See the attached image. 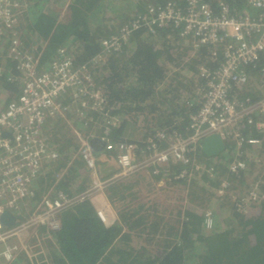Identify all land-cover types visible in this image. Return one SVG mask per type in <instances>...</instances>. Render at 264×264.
<instances>
[{
    "label": "trees",
    "instance_id": "trees-1",
    "mask_svg": "<svg viewBox=\"0 0 264 264\" xmlns=\"http://www.w3.org/2000/svg\"><path fill=\"white\" fill-rule=\"evenodd\" d=\"M176 1L185 4V0ZM221 1L236 9L248 5L247 0H209L216 10ZM60 5L65 7L63 13L56 8ZM145 6L142 0H28L27 11L15 25L20 49L39 58V70L49 68L61 52L72 53L74 67L89 69L93 86L104 93V111H92L88 120L79 118L77 123L81 130L85 127L84 134H89L94 125H102L94 133L100 132L104 139L95 150L98 170L104 178L117 171L120 142L137 146L139 157L140 149L146 146L144 140L155 130L190 134L191 115L199 109L200 100L196 86L184 80L181 70L197 69L201 63L213 69L222 57L218 53L216 59L210 58V48L204 46L198 59L184 63L190 48L184 46L178 29L171 25L157 34L136 31L120 51L109 55L102 65L95 64L102 39L119 30L113 28L111 14L120 11L117 15H125L123 24L144 11ZM10 37V32L0 35V111L6 102L17 98L24 78L19 61L9 56ZM167 63L178 70L169 74ZM258 67L247 66L246 71L255 75ZM250 89L241 96L259 97L252 86ZM62 101L69 104L71 98L65 96ZM112 116L118 121L115 125L108 123L107 131L106 121ZM139 124L144 127L141 138L136 134ZM61 129L51 130L48 135L61 158L33 182L31 205L51 187L74 195L91 184L85 161L78 154V137ZM246 133L262 138L259 148L253 146L254 154L260 153V162L251 158L246 169L232 172L229 164L237 152L235 143L226 142L224 150L215 155L206 154L199 145L195 158L207 166L214 165L215 178L195 170L187 178H175L183 167L179 162L162 166L158 174L152 172V167L138 171L106 188L119 216L114 223H105L90 199L79 200L61 212L60 229H33L29 249L30 245L34 247L29 253L20 251L11 264H264V133L255 129ZM72 153L78 155L71 159ZM64 167L67 169L59 178ZM77 177L81 180L76 181ZM224 178L229 180V187L223 195H217ZM162 179L170 190L182 193L174 211L143 198V193H151L154 182ZM252 189L257 191L255 198H249ZM238 197L250 203L242 208L234 201ZM206 208L214 213L211 227L204 222ZM31 212L32 207L24 206L17 218L26 219ZM38 240L45 245L35 246Z\"/></svg>",
    "mask_w": 264,
    "mask_h": 264
},
{
    "label": "built area",
    "instance_id": "built-area-1",
    "mask_svg": "<svg viewBox=\"0 0 264 264\" xmlns=\"http://www.w3.org/2000/svg\"><path fill=\"white\" fill-rule=\"evenodd\" d=\"M247 3L236 9L221 1L217 10L209 0H185L184 5L176 0H167L164 4L148 3L144 11L102 39V50L95 57V64L102 65L109 55L120 51L136 31L143 29L157 34V31L171 25L178 29L184 46L190 48L184 63L198 59L204 46L210 48V58L216 59L218 53L222 57L213 69L201 63L197 69L181 70L184 80L196 86L195 92L200 100L199 109L191 115L190 134L182 136L155 130L144 140L146 146L140 149L139 157L137 146L120 142L117 171L105 178L98 170L97 156L91 143L92 133L84 134L82 130L75 129L80 142L78 154L84 159L91 176L90 186L74 195L51 187L31 205L32 212L26 219L17 218L13 225H4L0 220V243L5 246L1 253L6 260L13 262L22 250L29 253V242L25 236L32 229L37 226L60 229L64 209L85 198L95 205L98 196L106 195L110 183L129 178L138 171H149L152 167V172L158 174L162 166L179 162L183 167L175 178H187L193 175V170L199 175L206 172L210 178H215V166H207L195 158L201 141L210 134L218 133L225 142L236 144L237 152L229 164L230 171L246 169L251 158L261 161L260 153L255 155L253 146L259 148L262 138L246 132L255 129L264 133V63L258 65L264 61V0H247ZM27 8L28 0H0V35L11 33L8 53L19 61L24 75L20 94L0 111V215L5 209L13 212V206H28L34 195L33 182L61 158V152L45 136L47 121L75 114L88 120L90 112L102 113L106 108L104 93L93 86L89 69L74 67L72 53L61 52L49 68L39 70V58L20 49L15 25ZM251 65L259 66L257 74L246 71ZM166 66L169 74L179 68L168 63ZM252 85V92L259 97L241 96L242 92H249ZM65 96H70L69 104L63 103ZM117 121L118 118L113 116L107 118L105 130H110L108 123L115 125ZM101 126L97 124L95 128ZM162 143H165L164 147ZM243 148L246 150L245 158L241 157ZM78 154L72 153L71 159ZM65 169L67 167L58 174L59 178ZM229 183L224 178L217 188V195H223ZM157 184V188L169 189L165 179ZM256 196V189H252L249 198ZM245 200L238 197L234 201L243 208L250 203V200ZM95 206L100 218L107 222L106 211ZM204 216L205 224L211 227L213 210L206 208ZM13 238H18L19 243L10 244L8 240Z\"/></svg>",
    "mask_w": 264,
    "mask_h": 264
},
{
    "label": "crops",
    "instance_id": "crops-1",
    "mask_svg": "<svg viewBox=\"0 0 264 264\" xmlns=\"http://www.w3.org/2000/svg\"><path fill=\"white\" fill-rule=\"evenodd\" d=\"M151 1H153V0H142V4L144 5H147L149 2H151ZM146 7V6H145ZM167 81H169V80H167ZM252 88H253V85H252ZM253 90V89H252ZM255 91V90H254ZM20 94V93H19ZM2 97V96H1ZM18 97V96H17ZM1 99V98H0ZM6 98H4V100H5ZM8 104V102H6L5 103V105H3L4 107H3V109L5 108V106ZM53 123V122H56V123H59V124H61V126H63L64 125V127L66 126V130L69 132V133H72L73 134V132L76 134V132H75V129H80L81 127H78L77 126V123H80L79 122V120L77 119V118H73V117H69V118H63V117H61V118H57V119H50V120H48L47 121V123ZM46 123V124H47ZM45 124V125H46ZM58 124V125H59ZM63 124V125H62ZM45 126H44V130H45ZM83 129H85V127L84 128H82V132H83ZM51 128H47L46 130H45V136L47 137V139L49 140V138H48V135L51 133ZM81 130V129H80ZM95 130L96 129H94V128H92V130L91 131H89L88 133H92L91 135L93 136V138H99V140L96 142V145L99 147V144H103L104 143V139L99 135V133H97V134H95L94 132H95ZM85 131V130H84ZM143 131H144V127L141 125V124H139V129L136 131L137 133V136L139 137V138H141L142 137V135H143ZM98 132V131H97ZM77 136V135H76ZM50 141V140H49ZM51 142V141H50ZM54 145V144H53ZM89 173V172H88ZM88 176H90V174L88 175ZM148 178H149V176H147ZM79 180H81L79 177H77L76 178V181H79ZM89 180H90V182H91V176L89 177ZM157 187H159L158 186V184H157V182H154V184H153V191L151 192V193H147V192H144L143 193V198H144V200H150L151 202L150 203H152V204H154V203H156V205H160L161 206V203H160V201H161V199H162V196L160 195V191H159V188H157ZM165 190H167V191H169L170 189H165ZM143 192V191H142ZM147 193V194H146ZM97 200H96V202H95V205H97V207H101V208H103L105 211H106V214H107V216H108V221L107 222H105V223H114L116 220H118L119 218V216H118V212H117V210L115 209V207H114V205L110 202V200H109V198L106 196V195H100V196H98L97 198H96ZM174 201V198H172V202ZM30 203V202H29ZM169 203H171V202H168L167 204H168V206H170L169 205ZM22 204V203H21ZM155 205V204H154ZM20 207V208H19ZM18 208H15L14 206L11 208V210L13 211V214H15L16 215V217H18L17 215H19L20 213H21V210H22V208L24 207L23 205H21V206H19ZM29 207H31V204H29ZM162 207V206H161ZM19 219V218H18ZM21 220V219H20ZM35 230V229H34ZM26 239H27V241L29 242V236H28V234H26ZM8 242L10 243V244H13V243H19V239L18 238H13V239H11V240H8ZM2 243H0V246L4 249L5 248V246L2 244ZM28 245H29V243H28ZM29 247V246H28ZM24 251V250H23ZM20 253V252H19ZM18 253V254H19ZM1 263L2 264H11L12 262H10V261H8V260H6V258H4L3 257V259H1Z\"/></svg>",
    "mask_w": 264,
    "mask_h": 264
},
{
    "label": "rangeland",
    "instance_id": "rangeland-1",
    "mask_svg": "<svg viewBox=\"0 0 264 264\" xmlns=\"http://www.w3.org/2000/svg\"><path fill=\"white\" fill-rule=\"evenodd\" d=\"M64 6V5H63ZM62 5H60V6H56V8H60L59 10H61V13H63L64 12V9H65V7H63ZM120 11H118V13H119ZM117 12L116 13H113V14H111V18H112V22H111V24L113 25V28L115 27L116 29H119L120 28V26H121V24H122V18L125 16H121V15H117L118 14ZM125 14V13H124ZM114 28V29H115ZM70 117H75V118H77V119H79V117L75 114V115H73V116H70ZM59 123H56V122H53V123H47L46 125H45V130L47 129V128H51L53 131H55V130H59V129H61V124H59ZM63 125V124H62ZM63 128H65L66 129V126L64 127V126H62ZM92 128H94V129H96L95 128V125L92 127ZM97 129H99L98 127H97ZM62 130V129H61ZM53 131H51V132H53ZM166 188H159V191H160V195L162 196V199H161V201H160V203H161V206H163L164 207V209L166 208V209H170V208H172V210L174 211V208L175 207H177V202L179 201L178 200V198H179V195H181L182 193H180L179 191H176V192H174V191H172V190H169V191H167V190H165ZM209 190H212V188H209ZM172 198H174V201L172 202ZM221 199H223L222 197H221ZM220 199V200H221ZM168 202H171V203H169V205L170 206H168ZM168 213V212H167ZM32 231H33V229L30 231V234L32 233ZM29 236V235H28ZM42 242H40L39 240L38 241H36V243H35V246H44L45 244H41ZM2 245V244H1ZM30 247L32 248V247H34V246H32V245H30ZM30 248V249H31ZM2 247L0 246V257H1V259H3V254L1 253V251H2ZM0 259V260H1ZM2 262V261H1ZM0 264H2V263H0Z\"/></svg>",
    "mask_w": 264,
    "mask_h": 264
},
{
    "label": "water",
    "instance_id": "water-1",
    "mask_svg": "<svg viewBox=\"0 0 264 264\" xmlns=\"http://www.w3.org/2000/svg\"><path fill=\"white\" fill-rule=\"evenodd\" d=\"M99 140V138H93L91 140L92 146L95 150H97L98 146L96 145V142ZM200 146L202 150L208 154V155H215L222 152L226 146V142L224 139L218 134L213 133L208 136H206L200 143ZM0 220L4 225L15 223L17 220V217L13 212H11L9 209H5L1 215Z\"/></svg>",
    "mask_w": 264,
    "mask_h": 264
}]
</instances>
